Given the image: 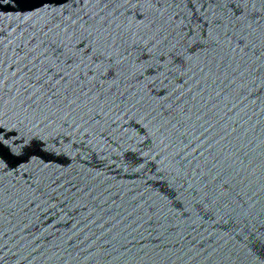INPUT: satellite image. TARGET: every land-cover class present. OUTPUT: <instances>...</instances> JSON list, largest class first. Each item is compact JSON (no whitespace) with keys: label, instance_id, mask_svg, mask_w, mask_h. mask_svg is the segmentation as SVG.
<instances>
[{"label":"water","instance_id":"obj_1","mask_svg":"<svg viewBox=\"0 0 264 264\" xmlns=\"http://www.w3.org/2000/svg\"><path fill=\"white\" fill-rule=\"evenodd\" d=\"M0 264H260L264 0H0Z\"/></svg>","mask_w":264,"mask_h":264},{"label":"snow or ice","instance_id":"obj_2","mask_svg":"<svg viewBox=\"0 0 264 264\" xmlns=\"http://www.w3.org/2000/svg\"><path fill=\"white\" fill-rule=\"evenodd\" d=\"M5 141L0 140V143H4ZM255 240L259 241V243L264 246V234L261 236L255 237ZM260 264H264V257L260 258Z\"/></svg>","mask_w":264,"mask_h":264}]
</instances>
